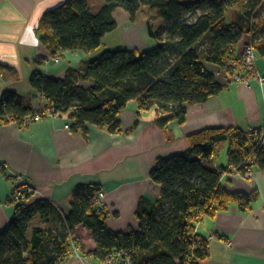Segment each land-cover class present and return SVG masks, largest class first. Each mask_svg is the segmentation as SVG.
<instances>
[{
    "label": "trees",
    "instance_id": "obj_1",
    "mask_svg": "<svg viewBox=\"0 0 264 264\" xmlns=\"http://www.w3.org/2000/svg\"><path fill=\"white\" fill-rule=\"evenodd\" d=\"M102 2L93 12L88 0H65L43 14L37 29L39 42L52 57L73 51L90 55L80 67L67 68L62 78L35 71L28 80L43 98L40 115L47 109L53 115L67 113L72 132L86 135L91 125L118 133L119 112L135 101L138 111L154 107L166 115L156 125L168 135L170 123H185L189 106L203 104L222 91L218 73L232 77L229 62L237 61L236 47L244 37H251L257 56L264 58V0ZM143 7L164 22V31L158 32L146 24L156 46L147 51L106 48L95 55L104 36L117 29L114 12L122 10L134 23ZM228 9L234 11L230 24L225 21ZM207 65L216 66L217 73ZM32 114L33 109L21 104L14 92L0 94V121L22 124ZM259 130L201 129L186 136L189 148L185 152L158 158L149 177L160 187L159 199L139 200L137 230H108L107 212L94 202L99 190L94 185L75 188L65 218L46 200L15 204L12 218L0 231V264H63L79 225L90 232L95 244L87 255L100 262L115 250L130 249L138 254L136 264H186L189 260L203 264L209 257V243L195 234L198 220L213 219L231 205L248 212L258 199L256 191H227L221 178L233 167L242 176L252 168L264 172V144L255 149L254 143V132ZM222 143L227 145V162L214 168L213 158ZM36 219L46 228L31 227Z\"/></svg>",
    "mask_w": 264,
    "mask_h": 264
},
{
    "label": "crops",
    "instance_id": "obj_2",
    "mask_svg": "<svg viewBox=\"0 0 264 264\" xmlns=\"http://www.w3.org/2000/svg\"><path fill=\"white\" fill-rule=\"evenodd\" d=\"M64 1L0 0V94L14 92L17 100L34 112L44 105L43 98L28 83L35 71L62 78L67 68L80 67L90 57L83 51L65 52L55 64L39 42L37 29L41 17ZM88 2L93 12L103 3ZM233 14V9L227 10L226 23H232ZM114 19L125 48L147 51L156 46L146 25L135 26L120 9L114 12ZM164 29L165 26L160 31ZM247 40L244 37L238 44L236 55ZM208 68L217 73L216 66ZM243 76L250 80L249 85L234 82L232 77L219 72L222 91L203 104L189 106L185 123H170L168 135L156 125L164 114L154 107L138 111L135 101L128 102L119 112L120 130L115 134L91 125L87 126L86 135L72 132L66 129L71 123L67 113L43 115L39 121L24 124L0 121V163L4 165L0 171V231L14 214L9 199L13 173L28 179L34 187L36 196L32 202L46 200L64 217L70 212V200L78 185L97 186L104 193L108 230H137L135 211L139 200L159 199L160 187L149 177L158 158L185 152L189 148L186 136L201 129L236 127L247 131L264 123V58L258 57L254 68H245ZM226 162L227 145L222 143L212 166H225ZM221 183L229 192L256 191L258 199L248 212L231 205L213 219L202 220L197 234L209 243V257L203 264H264V172L255 170L246 178L229 170ZM33 226L44 229L47 225L36 219ZM71 237L80 248V258L68 256L63 264H104L87 255L95 244L84 226H76Z\"/></svg>",
    "mask_w": 264,
    "mask_h": 264
},
{
    "label": "built area",
    "instance_id": "obj_3",
    "mask_svg": "<svg viewBox=\"0 0 264 264\" xmlns=\"http://www.w3.org/2000/svg\"><path fill=\"white\" fill-rule=\"evenodd\" d=\"M247 42L243 45L242 51L239 54L237 61L231 60L229 62V65L233 67V74L232 79L234 82L241 83L244 85H249L250 80L246 79L243 76V70L251 69L255 67L256 60L258 58L253 46H252V39L250 36L247 37ZM52 63H59L61 61V58L59 56H54L49 59ZM241 64V65H240ZM257 79L260 82H263V78L261 76H257ZM44 105L42 107H38V110L34 112V114L30 115L24 122H36L41 119L40 112L43 109ZM45 115L50 116L53 115L52 111L50 109H47L45 111ZM10 119L2 120V122H9ZM66 129H70V125H66ZM259 131L254 132V143L256 144L255 149L260 145L264 144V123L259 127ZM255 151V150H254ZM4 169V165L0 163V171ZM237 168L233 167L231 168V171H236ZM256 169L252 168L249 170L248 173H246L244 176L246 178L252 176V174L255 172ZM12 174V173H11ZM224 173L222 174L223 177ZM11 181H12V190L9 195L10 202L15 204H23V205H30L32 203V200L36 196V191L32 184L29 182L28 179L22 177L21 175L12 174L11 175ZM103 197L104 193L100 189L98 190L94 202L95 205L98 207L103 206ZM62 218H65L61 215ZM202 222V219H199L195 226V234L198 233V225ZM68 256H75V258H80V248L78 244H76L74 241L70 239V249L67 252ZM65 257L64 260L67 258ZM138 260V254L134 250L130 249H122V250H115L112 253H110L103 261L104 264H136ZM190 260L187 261L186 264H190Z\"/></svg>",
    "mask_w": 264,
    "mask_h": 264
},
{
    "label": "rangeland",
    "instance_id": "obj_4",
    "mask_svg": "<svg viewBox=\"0 0 264 264\" xmlns=\"http://www.w3.org/2000/svg\"><path fill=\"white\" fill-rule=\"evenodd\" d=\"M136 17L137 18H136L135 26H145L147 23H150L154 26L156 32H158L160 29L164 27V22L158 17H156L155 14H153L148 7H143L137 13ZM123 42H125V40L120 32V29L108 33L104 37L103 42L100 48L98 49V51L95 53V55L103 52L106 48L123 49L125 48L124 46L125 44Z\"/></svg>",
    "mask_w": 264,
    "mask_h": 264
}]
</instances>
